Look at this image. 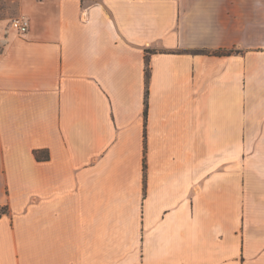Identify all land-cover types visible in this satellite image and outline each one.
Wrapping results in <instances>:
<instances>
[{"label":"crops","instance_id":"0c3cea01","mask_svg":"<svg viewBox=\"0 0 264 264\" xmlns=\"http://www.w3.org/2000/svg\"><path fill=\"white\" fill-rule=\"evenodd\" d=\"M21 13L25 35L0 20V264H264V0Z\"/></svg>","mask_w":264,"mask_h":264},{"label":"rangeland","instance_id":"374dc122","mask_svg":"<svg viewBox=\"0 0 264 264\" xmlns=\"http://www.w3.org/2000/svg\"><path fill=\"white\" fill-rule=\"evenodd\" d=\"M25 1L26 0H0V20L5 21L8 26L20 35H25L30 29V20L21 13V6ZM23 19L29 22L28 30L24 34L14 27V23L17 20Z\"/></svg>","mask_w":264,"mask_h":264},{"label":"trees","instance_id":"16d2710c","mask_svg":"<svg viewBox=\"0 0 264 264\" xmlns=\"http://www.w3.org/2000/svg\"><path fill=\"white\" fill-rule=\"evenodd\" d=\"M147 52V56H146V82H147V91H146V96H145V116H148V109H149V90H148V86H149V82H150V78H151V70H150V57L149 55L154 53L155 51H151L148 50ZM206 53V52H205ZM232 51H218L215 52V55H227V54H231ZM36 158L39 161H48L50 159V155L47 152H40L37 151L35 152ZM9 213V209L8 207H0V217L3 215H6Z\"/></svg>","mask_w":264,"mask_h":264},{"label":"built area","instance_id":"2783aa9c","mask_svg":"<svg viewBox=\"0 0 264 264\" xmlns=\"http://www.w3.org/2000/svg\"><path fill=\"white\" fill-rule=\"evenodd\" d=\"M29 22L27 20H17L14 23V27L18 29L21 33H25L28 30Z\"/></svg>","mask_w":264,"mask_h":264}]
</instances>
